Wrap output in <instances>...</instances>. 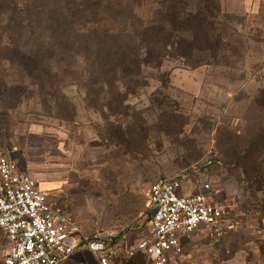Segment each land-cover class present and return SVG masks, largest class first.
<instances>
[{"label":"rangeland","instance_id":"1","mask_svg":"<svg viewBox=\"0 0 264 264\" xmlns=\"http://www.w3.org/2000/svg\"><path fill=\"white\" fill-rule=\"evenodd\" d=\"M222 3L218 56L199 67L168 60L164 73L152 71L157 77L127 95L114 113L99 104L89 107L91 98L78 84H66L56 102H44L32 87L23 97L15 87L4 102L0 95V155L12 153L50 202L66 207L80 226L77 247L86 239L103 238L115 257H128V249L147 233L149 191L161 180L179 179L185 192L205 184L215 191L225 181L246 190L261 185L260 178L242 172L255 170L254 158H245L242 167L235 152L264 136V0ZM20 72L0 61L1 82L7 75L17 85ZM136 117L144 121L143 128L132 125ZM256 198L247 194L238 203L245 207L258 203ZM225 219L246 222L230 210ZM203 231L208 241L186 251L197 250L199 264H247L246 234L223 260L221 238ZM7 253L0 229V264ZM181 259L168 264L197 263Z\"/></svg>","mask_w":264,"mask_h":264},{"label":"trees","instance_id":"2","mask_svg":"<svg viewBox=\"0 0 264 264\" xmlns=\"http://www.w3.org/2000/svg\"><path fill=\"white\" fill-rule=\"evenodd\" d=\"M222 1L0 0V61L23 77L14 85L4 75L1 101L15 87L22 97L32 87L44 102H56L66 84H78L91 98L89 107L114 113L157 77L152 71L164 73L168 60L199 67L218 56ZM136 118L132 125L143 128ZM235 154L242 167L254 158L255 170L242 172L264 183L263 134Z\"/></svg>","mask_w":264,"mask_h":264},{"label":"built area","instance_id":"3","mask_svg":"<svg viewBox=\"0 0 264 264\" xmlns=\"http://www.w3.org/2000/svg\"><path fill=\"white\" fill-rule=\"evenodd\" d=\"M0 181V229L8 241L2 264H63L79 244L75 218L65 206L50 202L48 193L10 152L0 155ZM205 190H210L208 184L199 192L182 191L179 179L153 184L149 207L155 213L146 235L128 249V257L139 253L151 264H168L182 255L181 239L201 227L222 238L228 211L207 198ZM82 247L98 256L100 264H113L114 250L103 238L86 239Z\"/></svg>","mask_w":264,"mask_h":264},{"label":"crops","instance_id":"4","mask_svg":"<svg viewBox=\"0 0 264 264\" xmlns=\"http://www.w3.org/2000/svg\"><path fill=\"white\" fill-rule=\"evenodd\" d=\"M243 186L240 187L237 182L229 183L225 181L222 183V186L215 191H204L207 198L211 201L222 205L227 211L230 210V212L236 216L239 214L243 215L246 221L244 224H238L234 222L233 219L226 220L225 227H234V229L224 232L218 244V253L223 256V260L230 258L232 247L234 248L236 243L240 242V239H242V235L246 234V245L248 248L245 250V258L248 260L247 264H264V183L261 182L260 186H253L249 188L250 190L244 189ZM182 191H184L183 188ZM199 191H201V187L198 192ZM247 194L257 195L255 200L258 203L253 201L245 205V207L240 206L238 202H241L245 195L247 197ZM203 230L207 231L205 227H201L181 239V246L183 249L181 262H183L184 258H189L197 262L196 264H199V252L193 250L190 251L189 254H186V251L190 246L208 241ZM207 251L211 252L210 249ZM239 253L241 257L243 251L240 250ZM146 261L147 258L139 253L126 258H122V255L118 254L113 264H146ZM63 264H100V262L98 256L91 251L84 247H77L72 256L65 260Z\"/></svg>","mask_w":264,"mask_h":264},{"label":"water","instance_id":"5","mask_svg":"<svg viewBox=\"0 0 264 264\" xmlns=\"http://www.w3.org/2000/svg\"><path fill=\"white\" fill-rule=\"evenodd\" d=\"M155 213V210H152V215Z\"/></svg>","mask_w":264,"mask_h":264}]
</instances>
